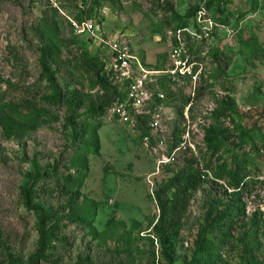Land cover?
<instances>
[{
  "label": "rangeland",
  "instance_id": "1",
  "mask_svg": "<svg viewBox=\"0 0 264 264\" xmlns=\"http://www.w3.org/2000/svg\"><path fill=\"white\" fill-rule=\"evenodd\" d=\"M209 1L100 0L95 8L91 0L85 6L0 0V231L15 264L29 263L41 226L44 254L57 262L40 264H169L151 232L158 218L154 192L181 171L205 176L169 246L170 264H264V0H227L208 11ZM196 8L188 29L203 15L209 41L197 49L195 84L173 83V17ZM86 9L107 43L126 48L140 64L142 73L132 69L133 77L147 72L149 92L162 99L138 112L125 109L124 118L111 111L92 117L79 140L70 136L64 112L35 119L5 102L44 96L38 59L46 41L60 88L80 92L88 103L100 95L71 55L82 51L110 63L106 46L74 33L72 23H81ZM119 88L126 102L128 84ZM169 93L176 98L167 99ZM218 167L226 180L214 179ZM54 171L77 178L75 210L54 190L39 191ZM75 212L83 223L74 221ZM0 264L10 263L0 257Z\"/></svg>",
  "mask_w": 264,
  "mask_h": 264
},
{
  "label": "trees",
  "instance_id": "2",
  "mask_svg": "<svg viewBox=\"0 0 264 264\" xmlns=\"http://www.w3.org/2000/svg\"><path fill=\"white\" fill-rule=\"evenodd\" d=\"M81 5H86L87 0H77ZM93 6L96 8L99 5L100 0H91ZM227 0H210L206 5V9L209 11L212 8L213 4L224 5ZM200 11L198 8L189 10L185 17H173L176 25L173 27V32L188 28L189 20L194 18L197 12ZM83 13L82 21L90 20V10L81 12ZM82 17V16H81ZM187 49L189 55L191 56V63L201 64V60L198 56L197 49L189 42H187ZM72 59L76 65L87 75L91 85L98 89L100 95L93 101L86 100V97L83 96L78 91H63L59 84L56 82V74L51 70V66L55 63V53L52 46L48 41L45 42V45L39 51V79L38 84L41 87L42 84L45 86L42 88L40 94L44 95L41 98L27 99L24 98L21 101L5 102L10 110L13 112H19L21 109L30 111L35 119L41 118L43 115L62 111L66 115L65 124L69 128L70 136L73 139L84 140L86 137V126L87 121L93 118H101L107 114L113 107L122 103L123 94L120 92L119 85H115L111 80L110 75L104 72V64L102 61H98L94 57L88 56L86 52H74L71 54ZM218 52L213 53L212 58L214 61L218 59ZM225 62L228 64L229 58L223 56ZM165 80L169 82L168 78ZM128 83H123L126 86ZM211 87V86H208ZM182 96L181 91L178 90V93ZM176 93H169L167 99L176 98ZM39 97V95H38ZM156 98V96H155ZM190 98H187V102L190 101ZM3 95H0V103L3 101ZM155 103H160L159 99H155ZM154 103V104H155ZM88 108L87 112L81 116L78 115V112L83 109ZM128 109V108H126ZM226 111H230L228 104H226ZM130 110V109H128ZM146 121L145 117H136L137 120ZM81 125V126H80ZM80 126V127H79ZM83 126V128H81ZM143 138H146L147 132L143 129H139ZM223 137V136H221ZM223 139H226L224 137ZM244 143V142H242ZM252 147H254L252 145ZM176 148H173L175 150ZM209 171L208 167L205 169ZM205 176V173L200 175H193L181 171L173 178L168 180L166 183L161 184L154 192V201L158 211V218L155 225L152 228V236L156 245L158 246L159 254L163 260L170 264L171 260L168 254L169 246L174 239L176 233L181 228L183 220L187 214V211L190 207V201L192 199L193 193L200 187L202 177ZM216 181H224L228 177L227 174L220 170L218 167L213 174ZM77 178L72 174H67L66 176H60L55 171L48 173L44 181L39 185L40 190L43 192H51L54 190L61 197L65 199L66 207L71 211L75 210L77 206V196L73 191L76 184ZM38 178L36 179V181ZM46 186L47 188H45ZM44 187V188H43ZM229 187L231 189H238L234 183H230ZM52 189V190H51ZM74 221L77 224L83 223L85 220L82 213L75 212L72 213ZM41 217L40 221L43 222ZM56 226L59 225V222H55ZM40 238L37 243V249L33 256L29 259L28 264H40V263H50V261L55 257L54 254H44V245L42 238L44 236V229L41 226L39 229ZM64 238H60L57 242L59 246H62ZM3 239V234L0 231V257H3L10 264H15L17 262L16 257L10 252V249L5 246ZM57 262V258L52 260ZM79 264H88L87 261H80Z\"/></svg>",
  "mask_w": 264,
  "mask_h": 264
},
{
  "label": "built area",
  "instance_id": "3",
  "mask_svg": "<svg viewBox=\"0 0 264 264\" xmlns=\"http://www.w3.org/2000/svg\"><path fill=\"white\" fill-rule=\"evenodd\" d=\"M203 17V15L197 17V22L192 25L193 28L191 30L184 28L175 31L173 34L175 46L172 52V59H174V68L171 72H168L173 83L184 82L185 80H188V82L191 83L192 80L194 81L193 85L195 84L198 72L194 67L199 64L191 63V57L186 48L187 46L185 45L189 42L192 45H195L194 47H199V45L209 41V31L204 27V24H206V21L208 20H203ZM95 23L94 20H89L83 21L79 24L72 23V26L76 35L87 36L88 38L93 39L94 43H98L99 45L108 48L110 51L108 55L110 63L104 66V72L110 75L113 83L115 85H121L125 82L128 83L127 101L113 107L110 111L113 113L118 112L119 115L124 118L126 115V108L138 112L140 109L152 104L156 98L161 100L162 96L158 95L156 98H153L149 92L148 87L152 83L151 79H147L149 74L146 72V74L134 78L132 75V69L140 70L141 73L143 71L140 64L131 56L126 48L119 47L115 42L107 43V38L100 35ZM181 35L185 36L184 40L180 37ZM156 126L157 124L155 122L150 124L151 129H154ZM144 139H147V137ZM173 156L174 154L168 155L167 161H173Z\"/></svg>",
  "mask_w": 264,
  "mask_h": 264
}]
</instances>
